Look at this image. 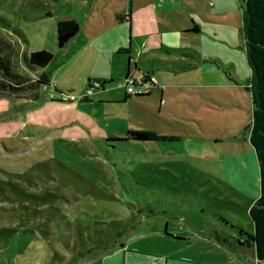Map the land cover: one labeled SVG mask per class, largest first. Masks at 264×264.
<instances>
[{"label": "rangeland", "instance_id": "1", "mask_svg": "<svg viewBox=\"0 0 264 264\" xmlns=\"http://www.w3.org/2000/svg\"><path fill=\"white\" fill-rule=\"evenodd\" d=\"M94 1L0 0V37L9 43L13 72L35 76L24 65L23 55L47 49L53 60L41 71L62 93V101L50 99L55 94L52 86L40 88L35 101L0 96V264H102L101 255L109 254L119 240L153 252L171 249L236 264L238 255L218 244L213 232L223 229L216 214L252 232L246 197L193 164L212 169V161L205 159L226 153L216 144L224 138L221 135L226 137L225 127L242 123V130L248 128L249 98H242L246 109H238V117L232 109L200 115L178 94L161 109L158 121L159 132L178 141H126L110 150L111 161L107 160L93 139L123 137L127 128L118 125L122 113L120 118L105 117L110 109L98 107L96 97L115 101L122 96L126 62L98 53L86 44L83 32L61 50L56 43V23L74 19L81 24ZM230 2L231 14L221 18L238 21V48L246 58L243 13ZM174 37L164 36L161 49L143 56L138 65L148 68L150 61L180 60L182 44L192 42ZM142 39L135 35L133 45ZM153 39L159 46L155 35ZM108 74L114 82L104 91L96 90L93 101L80 100L89 79ZM190 155L198 159L188 163L185 157ZM235 168L227 166L236 181L241 176ZM249 169L257 172L253 166ZM242 179L256 190L254 180ZM197 200L204 202L202 209L193 205ZM180 237L190 238V243L178 248L185 241ZM100 242L108 248L86 252ZM138 252L137 256L145 253Z\"/></svg>", "mask_w": 264, "mask_h": 264}, {"label": "crops", "instance_id": "2", "mask_svg": "<svg viewBox=\"0 0 264 264\" xmlns=\"http://www.w3.org/2000/svg\"><path fill=\"white\" fill-rule=\"evenodd\" d=\"M230 1L155 0L151 3V0H95L91 11L79 24V31L67 44L83 32L86 44L96 48L98 53L114 55L117 61L126 62L122 81L126 75L136 77L147 73L149 77H152L155 74V83L151 87L150 94L146 96L127 95L123 85V94L115 101L102 100L103 98L97 96V106L101 109H110L105 117L117 118L122 113L124 117H119L118 125L122 129L127 128L126 133L131 129H144L161 134L158 129V121L162 120L160 111L167 109V102L178 94L185 96L184 101L188 109H194L200 115L203 111L211 113L212 109H232V113L237 117L240 115L238 109H246L242 98L248 97V109H250L248 121L251 124L252 104L248 88L252 71L247 59L244 58L243 50L238 48L240 26L234 17L228 16L230 20L221 18L231 14L229 10L234 7ZM232 2L238 4L243 13L242 2L240 0H232ZM117 15H120V19ZM170 34H175V39L192 42V45L182 44L183 57L178 61H168L167 64L150 61L148 68L139 66L138 61L143 56L160 50L164 36ZM135 35L142 36L140 45H133ZM154 35L160 41L159 46L154 43ZM131 64H133L132 67ZM91 81L105 84L101 88H93L89 101L83 102L93 101L97 91H104L105 86L114 82V79L110 74L94 76L92 80L87 81L83 92ZM105 117L102 116V119ZM133 119L137 125L133 124ZM126 122L130 126H127ZM225 130L226 137L221 135L224 138H220L216 144L220 152L224 149L226 153L215 159L207 157L205 159L208 162L212 161V169L204 168L200 163L193 165L213 174L223 182L231 183L240 194L246 197L248 213L259 190V170L255 151L249 141L250 130H242V123H236L232 128L225 127ZM108 137L121 136L110 134ZM187 157L198 159L195 155L185 158ZM186 161L191 163L187 159ZM228 164L236 166L233 171L239 174L241 179L235 181V176L231 179V174L227 170ZM249 166L255 167L257 172L250 170ZM242 177L254 180L256 190L250 188ZM203 203L202 200H197L193 205L202 209ZM237 208L240 207L237 206ZM164 231L166 235L167 228ZM178 235L175 234V239ZM213 235L216 242L226 247L230 254L238 255H236L238 258L236 264H245L246 261L249 264L257 263L255 250L252 247L230 245L234 241L231 236H234L235 232L218 228ZM180 239L185 241L182 245H178V248L190 243V238L180 237ZM119 242L113 246L109 254L101 255L102 264H224L221 260L213 262L201 260L193 255L174 253L171 249L163 248L153 252L147 250L145 246L134 245L133 242L129 244L120 240ZM138 251L145 253L137 256ZM146 253L153 255H146ZM220 255H229V253L221 252Z\"/></svg>", "mask_w": 264, "mask_h": 264}, {"label": "trees", "instance_id": "3", "mask_svg": "<svg viewBox=\"0 0 264 264\" xmlns=\"http://www.w3.org/2000/svg\"><path fill=\"white\" fill-rule=\"evenodd\" d=\"M243 6V37L247 62L251 68L250 91L252 104V122L247 129L250 130L249 141L255 151L259 170V190L254 202L248 210V216L252 222V232L245 231L242 227L235 226L225 217L218 215L223 228L229 232H235L232 247L245 245L252 247L256 254V264H264V0H240ZM129 17V15H127ZM120 19V15H117ZM79 31V23L74 19L60 20L56 23V43L61 50L67 42ZM126 51L127 49H123ZM53 60V54L47 49H40L23 55V63L33 75L25 76L13 72L9 43L0 37V96L15 98H27L35 101L39 98V90L42 87L52 86L55 94L50 95L51 100L62 101L55 85H52L49 77L41 71ZM149 77L147 73L140 74ZM126 75L125 77H127ZM124 77V78H125ZM150 79V78H149ZM97 82L93 87L89 82L87 88L81 94V101H89L88 89L101 88L104 82ZM154 84L152 83V86ZM59 95V96H58ZM127 95H129L127 93ZM157 142L177 141L178 137L161 135L153 130L131 129L124 137H107L105 139H93L95 146L107 160L111 161L110 150H118L121 143L126 141ZM189 162H195L197 158L187 157ZM198 164V163H196ZM226 240V237H224ZM229 238V237H227ZM103 243L96 244L87 249H107ZM115 245V244H114Z\"/></svg>", "mask_w": 264, "mask_h": 264}, {"label": "built area", "instance_id": "4", "mask_svg": "<svg viewBox=\"0 0 264 264\" xmlns=\"http://www.w3.org/2000/svg\"><path fill=\"white\" fill-rule=\"evenodd\" d=\"M150 78V79H149ZM152 83L154 84L155 81L152 77H145L143 78L142 75L133 76L128 75L122 81V85L125 87L126 93L131 96H146L150 94ZM98 83H93V87H97ZM92 88L86 91V94L89 96L92 94Z\"/></svg>", "mask_w": 264, "mask_h": 264}]
</instances>
